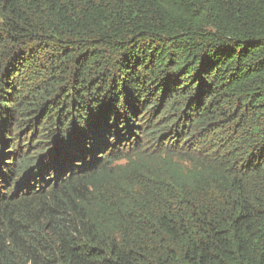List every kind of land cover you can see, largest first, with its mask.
Here are the masks:
<instances>
[{
	"label": "trees",
	"instance_id": "obj_1",
	"mask_svg": "<svg viewBox=\"0 0 264 264\" xmlns=\"http://www.w3.org/2000/svg\"><path fill=\"white\" fill-rule=\"evenodd\" d=\"M0 264H264V0H0Z\"/></svg>",
	"mask_w": 264,
	"mask_h": 264
}]
</instances>
